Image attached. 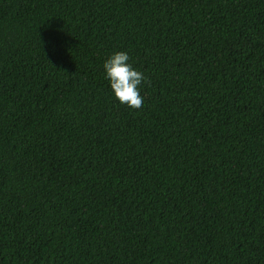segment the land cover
<instances>
[{"label": "trees", "instance_id": "trees-1", "mask_svg": "<svg viewBox=\"0 0 264 264\" xmlns=\"http://www.w3.org/2000/svg\"><path fill=\"white\" fill-rule=\"evenodd\" d=\"M0 264H264V0H0Z\"/></svg>", "mask_w": 264, "mask_h": 264}, {"label": "clouds", "instance_id": "clouds-1", "mask_svg": "<svg viewBox=\"0 0 264 264\" xmlns=\"http://www.w3.org/2000/svg\"><path fill=\"white\" fill-rule=\"evenodd\" d=\"M104 75L112 94L121 104L130 108H140L143 96L140 86L145 80L144 73L133 67L126 51H113L103 61Z\"/></svg>", "mask_w": 264, "mask_h": 264}]
</instances>
